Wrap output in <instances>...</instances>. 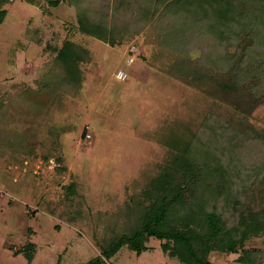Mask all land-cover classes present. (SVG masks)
<instances>
[{"label": "rangeland", "instance_id": "obj_1", "mask_svg": "<svg viewBox=\"0 0 264 264\" xmlns=\"http://www.w3.org/2000/svg\"><path fill=\"white\" fill-rule=\"evenodd\" d=\"M0 1L7 10L0 24V264H86L100 256V264H184L154 237L140 255L124 245L108 258L100 246L154 200L147 191L178 153L172 139L195 145L201 139L221 159L225 171L213 185L229 223L264 209V9L249 11L246 31L253 40L245 48L243 32L232 43L219 41L204 33L202 22L190 24L184 10L159 0H97L102 7L93 18L108 24L105 40L80 29L69 0L58 6ZM66 40L88 51L73 92L60 76L55 86H43ZM226 51L234 59L220 63L219 75L197 83L181 77L182 60L209 69L210 58ZM251 63L263 101L249 111L244 94L217 88L234 68L244 89ZM30 244L31 262L25 255ZM245 248L264 264V232ZM240 255L214 251L209 259L242 264Z\"/></svg>", "mask_w": 264, "mask_h": 264}, {"label": "trees", "instance_id": "obj_2", "mask_svg": "<svg viewBox=\"0 0 264 264\" xmlns=\"http://www.w3.org/2000/svg\"><path fill=\"white\" fill-rule=\"evenodd\" d=\"M60 1L47 0L51 6H58ZM69 1L77 10V20L84 33L102 40L108 38V24L101 19L93 18V13L97 9L101 10V3L97 5L95 3L97 0ZM159 2L170 10H180L181 8V11L186 12L182 13V16H187L186 20H190V24H194L196 20L202 22L204 33L215 35L219 41L232 43L233 36H238L243 32L245 36L242 41H244L245 48H248L249 41L253 40L252 32L246 31L247 23L250 25L249 20H251L249 11H253L252 8L257 6L261 8V12L264 9V0H159ZM103 5L105 6V3ZM194 13L198 14L197 18L194 17ZM6 15L7 10L0 8V24ZM243 18L247 21L245 22ZM181 23L183 29L189 28L186 26L188 22ZM176 28L173 33L177 31L176 36L181 37L178 41L182 43L185 38ZM87 52L85 48L72 41H64L55 55L53 64L56 68L53 73H51L53 68L50 70V77L46 76L43 86H55L57 80L55 77L60 76L61 83L67 84V91L76 90L82 82V73L78 63L83 60ZM233 57L232 53L226 51L223 55H217L213 61L210 58L211 68L209 69L195 67L186 60H182L177 66H181L180 72L184 73L181 77H184L185 81L197 83L203 78L212 76L211 73L219 68L220 63L230 62L234 59ZM201 62L202 59L196 63ZM254 69L258 71V68H254L251 63L248 71V73L251 72L249 74L250 82L244 89H241L239 84V72L235 71L238 77L233 74L234 68L227 70V77L222 79L217 88L218 91H230L234 93L235 97L244 94L243 104L249 111L263 101V96L256 92L259 76L258 73L254 74ZM215 74L219 75L216 72ZM237 113L241 116L239 111ZM241 119L239 118L242 124ZM248 125L250 126V124ZM85 133L86 130L83 135ZM232 138V136L229 137V139ZM198 141L199 144L195 145L188 141L172 139V148L178 150V153L165 166L162 174L153 181L147 191V196L154 200L149 205L140 206V212L132 226L127 230L113 234L112 238L105 241V244L100 245L103 256L112 257L124 245L129 246L140 255L147 250L145 242L154 237L164 240L161 243L163 251L172 257L179 258L184 264H213L209 255L214 251L227 253L241 251L238 261L242 264H256L254 250L246 249L245 242L264 232V209L249 211L247 215L241 213V218L237 223H229L228 217L218 210L219 206L216 205V201L219 197L214 190L216 187L214 188L213 185L215 183V181L213 182L214 176L223 175L225 171L222 161L214 155L208 147V143L201 139ZM74 188L75 184L72 183L70 190L74 191ZM207 192L213 193L212 198L206 197ZM192 198L197 203L194 204ZM210 199L214 203L205 209V206L210 203ZM226 200L227 203L232 202L234 205L237 203L229 198ZM33 249L34 244L25 248V255L29 262L33 260ZM102 260L103 258L100 256L86 264H100Z\"/></svg>", "mask_w": 264, "mask_h": 264}]
</instances>
